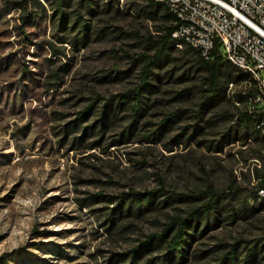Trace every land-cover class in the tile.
<instances>
[{
	"label": "rangeland",
	"instance_id": "rangeland-1",
	"mask_svg": "<svg viewBox=\"0 0 264 264\" xmlns=\"http://www.w3.org/2000/svg\"><path fill=\"white\" fill-rule=\"evenodd\" d=\"M19 1L0 0V264H113L111 255L139 245L170 216L204 204L208 188L225 196L185 264H219L233 247L240 260L252 249L251 264H264V199L254 197L264 133L236 118L249 84L223 81L220 97L199 112L206 75L198 55L177 45L151 66L156 88L144 93L141 115L124 107L99 129L106 100L134 88L154 60L160 23L145 17L140 0H92V13L72 0L62 29L53 3L13 7ZM77 14L87 19L85 38L70 29ZM228 134L238 141H224ZM160 187L173 201L145 212L119 216L109 201ZM204 225L202 218L196 230ZM161 253L137 264H157Z\"/></svg>",
	"mask_w": 264,
	"mask_h": 264
},
{
	"label": "trees",
	"instance_id": "trees-1",
	"mask_svg": "<svg viewBox=\"0 0 264 264\" xmlns=\"http://www.w3.org/2000/svg\"><path fill=\"white\" fill-rule=\"evenodd\" d=\"M36 2L41 4V1L54 5V10L56 11V23L59 28L66 29L65 23L67 21L68 13L64 11V7L70 6L72 0H21L19 2H13V7H21L27 9L29 2ZM142 4L141 12L144 13L145 17L155 23H160V27L157 29V39L154 40L156 44V54L154 55V60L150 61L149 64L143 66L140 82L132 89L127 90L123 93L112 95L102 106L99 115V129L103 128L105 122L112 121L116 115L117 110H122L126 107L131 111V116H140L141 105L144 99V93H154L153 89L156 88L149 79L150 68L152 65H157L159 62V57L165 55L166 51L171 47H176L180 42L171 37V32L176 26L175 18L171 12L161 3L154 0H140ZM79 6H83L89 13L93 12L92 0H76ZM111 7V3L106 4ZM73 12H71L72 14ZM87 19L83 18L80 14H77L71 24L70 29L74 27H79L77 29L78 34L81 33L82 37L85 38L86 34L83 30L87 29ZM188 50L195 52L198 55V64L202 67L205 73L204 84L206 88H201L199 94V112L213 105V102L220 97L221 86L223 81H228L227 83H245L249 82V76L237 69L227 60H225L219 53L217 47H215L209 59H203L194 49L188 47ZM230 80V81H229ZM254 87L252 85L248 86L246 96L250 95ZM190 95L191 91L181 93L180 95ZM91 106H88L85 110L78 113V118L72 123L74 128L79 127L77 120L83 121L86 115L90 112ZM175 116V115H174ZM237 122L239 125L245 124L246 127H252L254 129V124L262 119H264V112L253 111L252 114L248 113L246 110L239 112L236 115ZM169 118H165L160 124L159 128L163 129L167 125ZM70 123V124H72ZM69 124V125H70ZM97 125V126H98ZM196 126V125H195ZM193 125V135L197 128ZM94 128V125L90 127V132ZM88 127L83 130L82 136L78 139L81 140L86 136ZM101 131V130H100ZM192 135V134H191ZM248 139L247 136L244 137L243 143ZM224 141H238V136L230 134L223 136ZM215 152L222 151V142L214 146ZM264 183V177H262L261 182L255 186L254 197L257 198L256 192L258 188ZM167 193L162 187L157 189L148 190L145 192H123L120 195L112 196L109 201H116L117 206L115 208V213L119 216L123 212H145L152 210L158 205V201L164 204L173 201V197L170 195L165 196ZM205 196H209L208 200L198 206L193 207L186 215H172L164 222L160 230L154 234L148 235L145 240L141 241L139 245L134 246L132 249L117 255H111L108 262L116 264L120 262H127V264H137V261L144 257L146 254L153 250H161L162 253L158 255L155 259L158 260L157 264H185L187 262L188 253L187 249L190 247L192 241L197 240L198 236L204 235L208 229L209 219L213 213L217 212V206H219V201L225 196L223 192H218L212 188L206 190ZM165 197L164 199H160ZM159 199V200H158ZM124 215V213H123ZM111 225L114 224V218L111 217ZM202 218H205V225L199 232L196 227L200 224ZM215 219V218H213ZM252 250V249H250ZM247 251L245 258L240 260L238 258V253L241 254V250L238 247H233L231 250L226 252L221 258L219 264H251V260L255 258L256 252L252 253ZM116 256V258H114ZM148 261L147 264H150Z\"/></svg>",
	"mask_w": 264,
	"mask_h": 264
},
{
	"label": "built area",
	"instance_id": "built-area-1",
	"mask_svg": "<svg viewBox=\"0 0 264 264\" xmlns=\"http://www.w3.org/2000/svg\"><path fill=\"white\" fill-rule=\"evenodd\" d=\"M174 16L171 37L209 59L217 47L222 57L249 76L252 93L246 111L264 112V0H154ZM232 85V83H229ZM264 133V119L254 124ZM257 166L264 173V145ZM264 199V183L256 192Z\"/></svg>",
	"mask_w": 264,
	"mask_h": 264
}]
</instances>
